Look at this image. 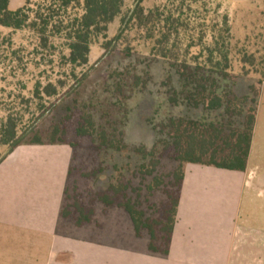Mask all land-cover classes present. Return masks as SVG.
<instances>
[{"label":"rangeland","instance_id":"rangeland-1","mask_svg":"<svg viewBox=\"0 0 264 264\" xmlns=\"http://www.w3.org/2000/svg\"><path fill=\"white\" fill-rule=\"evenodd\" d=\"M123 1L122 15L109 25L107 39L100 37L94 42L89 63L81 68L67 65V33L58 34L56 29L81 16L75 5L62 9L56 0H30V21L37 16L45 19L55 16L49 19L45 45L38 28L14 30L0 26V136L9 117L17 122L18 135L34 129L25 142L36 135L45 142L54 126L67 121L68 142L76 144L70 166L78 169L76 175L83 186L104 192L117 180L130 182L138 194L149 196L152 204L164 198L174 168L162 159L153 176L144 175L152 171L151 163L160 156L168 120L211 121L220 113L169 103L171 90L178 88L176 76L165 59L153 54L163 24L159 20L148 27L137 22L123 24V18L135 8L137 0ZM24 5L25 0H10L9 9L17 11ZM142 7L145 15L153 11L156 16L162 14L173 19L177 33L174 32L172 40L176 41L179 54L187 58L202 55L201 47L190 46L208 45L212 26L227 16L235 94L247 96L249 86L260 80L257 72L264 59V0H144ZM117 37L106 51L103 46ZM243 57L253 58L255 65H243ZM49 84L56 87V96L48 97L44 93ZM88 116L93 117L99 133L104 131L122 149L108 150L100 147V141L93 144L88 139H78L77 123ZM252 152L249 169L255 176L244 189L239 223L264 232V84ZM11 153L10 146L0 144V163ZM95 173L99 175L94 177ZM154 178L161 185L153 187ZM148 185L153 189L151 196ZM67 233L122 249L147 251L148 238L137 239L129 216L117 208L104 213V207L97 205L92 224L83 229L71 226Z\"/></svg>","mask_w":264,"mask_h":264},{"label":"trees","instance_id":"trees-1","mask_svg":"<svg viewBox=\"0 0 264 264\" xmlns=\"http://www.w3.org/2000/svg\"><path fill=\"white\" fill-rule=\"evenodd\" d=\"M143 1L137 0L135 8L122 22H137L144 27L157 20L159 24H163L155 40L153 54L165 59L176 76L178 88L171 90L169 103L174 106L182 104L192 109L203 108L206 112H219L220 115L211 121L189 118L168 120V133L161 143L160 156L156 162L151 163L152 171L144 174L147 177L153 176L162 159L174 165L170 174V186L164 192L162 200H155L150 204L149 196L143 197L130 186V182L127 184L122 180L111 183L104 192L96 191L89 185L85 187L76 175L77 168L70 166L60 218L77 228H82L93 223L97 205L104 207V213L110 208L121 209L129 216L135 237L148 238L147 252L152 256L166 257L169 254L186 167L206 166L235 173H245L247 170L259 98L264 84V59L260 62L261 68L257 72L260 80L249 86L247 96L239 97L234 92L235 82L230 58L231 28L228 17L222 16L220 21L214 23L211 28V42L208 45L190 46L201 47L202 55L187 58L179 54L177 43L172 40L174 32L177 33L173 19H170V16L163 17L162 14L156 16L153 11L145 15ZM56 3L60 4L62 9L75 5L74 7L82 12L81 16L70 24L56 29L58 34L67 33V65L73 68L85 67L89 63L91 46L100 37L107 39L108 27L122 15L124 1L56 0ZM9 4L10 0H0V26L14 30L38 28L41 41L45 45V31L50 25L49 19L55 16L47 19L37 16L35 20L30 21V0H25V5L17 11H11ZM151 35L154 38L153 31ZM118 37L103 48L109 50ZM241 62L243 65H255L253 58L243 57ZM44 93L48 97L56 96V87L49 84L44 88ZM65 122L67 121L52 128L47 141L44 142L36 135L31 141L25 142L27 135L33 133L34 129L18 135L17 122L9 117L1 129L0 144L10 146V152L23 145L43 144L67 145L73 150L76 144L68 142L69 131ZM75 136L78 139H88L93 144L100 141V147L108 150L122 149L118 141L111 140L104 131H97L96 123L90 116L77 123ZM98 175L99 173H95L93 176ZM153 181V187L161 185L159 179L154 178ZM147 190L151 196L152 186L148 185ZM144 204L147 208H144Z\"/></svg>","mask_w":264,"mask_h":264},{"label":"crops","instance_id":"crops-1","mask_svg":"<svg viewBox=\"0 0 264 264\" xmlns=\"http://www.w3.org/2000/svg\"><path fill=\"white\" fill-rule=\"evenodd\" d=\"M252 146L245 173L186 167L166 257L68 235L75 226L60 214L72 149L20 146L0 163V264H264V232L239 223Z\"/></svg>","mask_w":264,"mask_h":264}]
</instances>
